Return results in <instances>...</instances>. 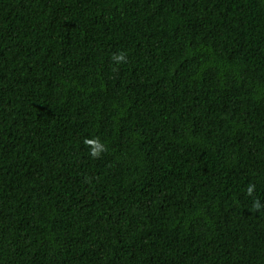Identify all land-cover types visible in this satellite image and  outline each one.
Segmentation results:
<instances>
[{
	"label": "trees",
	"instance_id": "obj_1",
	"mask_svg": "<svg viewBox=\"0 0 264 264\" xmlns=\"http://www.w3.org/2000/svg\"><path fill=\"white\" fill-rule=\"evenodd\" d=\"M0 264H264V0H0Z\"/></svg>",
	"mask_w": 264,
	"mask_h": 264
},
{
	"label": "clouds",
	"instance_id": "obj_2",
	"mask_svg": "<svg viewBox=\"0 0 264 264\" xmlns=\"http://www.w3.org/2000/svg\"><path fill=\"white\" fill-rule=\"evenodd\" d=\"M123 58H124V57H123L122 55L114 57V59H116L117 61H121V60H123ZM93 154L95 155L96 153H93ZM254 207H255L256 209H260V208H261V205H260L259 201H257V202L254 204Z\"/></svg>",
	"mask_w": 264,
	"mask_h": 264
}]
</instances>
